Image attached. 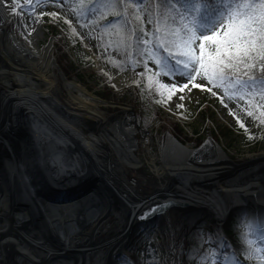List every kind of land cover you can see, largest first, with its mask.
Here are the masks:
<instances>
[{
  "label": "bare ground",
  "instance_id": "obj_1",
  "mask_svg": "<svg viewBox=\"0 0 264 264\" xmlns=\"http://www.w3.org/2000/svg\"><path fill=\"white\" fill-rule=\"evenodd\" d=\"M27 14L25 20L36 29L24 33L31 45L11 27L19 17L0 6V264H115L117 256L126 252L138 217L158 203L208 209L219 224L237 211L264 212L262 193H218L220 188L242 187L224 182L225 178L263 173L251 159L234 160L228 167L220 163L225 157L221 154L215 164L220 163L219 168L213 165L209 171L195 173L186 172L169 155L167 171L161 174L156 169L159 176L167 173L164 184L137 190L131 167L140 160L130 149L138 143L126 137L131 136V126L114 122V116L101 109L104 101L84 83L64 74L62 80L53 78L52 45L40 49L37 44L43 36V16L37 11ZM98 64L120 83L111 69L100 60ZM135 110L127 105L128 118L135 117ZM148 139L146 135V147ZM83 175L96 180V190L58 202L46 195L48 189L69 185ZM101 188L113 196L108 203ZM117 206L123 214L110 236L104 232V222L108 210ZM157 243L155 239L151 248L161 254L160 264L173 261ZM154 259L145 247L141 263L152 264Z\"/></svg>",
  "mask_w": 264,
  "mask_h": 264
},
{
  "label": "rangeland",
  "instance_id": "obj_2",
  "mask_svg": "<svg viewBox=\"0 0 264 264\" xmlns=\"http://www.w3.org/2000/svg\"><path fill=\"white\" fill-rule=\"evenodd\" d=\"M172 1L177 6H181L183 2V0ZM50 2L51 0H48L47 3L38 5L33 0L32 5L30 7L25 5L22 11L25 12L26 19L28 18L27 13L36 11L39 14L43 13V36L39 37L37 44L40 49L52 45L56 61V65L51 67L52 73H55L52 77L62 80L61 76L64 74L69 80L84 83L90 92L104 101L101 109L108 115L114 116V122L120 121L126 123V126L127 124L131 126L130 130L134 132V139L138 143V149H135L134 153L141 161L137 166L131 167L132 178L138 186L137 190L157 188L160 184H164V179L168 178L167 173L162 176L157 175L155 169L156 167L161 168V174L163 170L167 171L165 167L168 163L164 162L163 156L156 153V144L163 143V134L168 138L162 147L165 144L172 146L170 140L173 138L185 148L193 149L202 145L208 137L216 141L235 161L250 160L264 155V128L260 119V110L264 109V94L254 92L240 96L226 93L221 86H212L210 81H202L199 76H196L189 84V88L180 92L179 87L187 81L165 77L154 60L145 61V64L129 62L125 51L127 64L122 65L118 53L116 52L117 55H115L113 50L111 51L102 43L101 26L97 19H82L80 0H66V3L60 7L51 5ZM135 8H139L140 11L139 13L134 12V16L139 14L143 17V21L147 22L145 5H137ZM53 12L57 13L59 20L53 21L48 15ZM11 24H13L12 29L20 38L29 45L33 44L30 38H25L26 35L17 28V24L14 22ZM146 29H150V24L147 23ZM205 43L207 48V42ZM210 53L215 56V49ZM160 55L164 56V54ZM98 60L120 77V83L112 78L105 67L99 66ZM206 61L205 59V63ZM173 83L177 85L175 92L171 89ZM198 83L212 86V93L195 88L194 85ZM160 85H168V87L161 88ZM169 95L171 99H167ZM180 96H183V101L179 99ZM162 100L163 103L160 102ZM181 103H183V108H178L177 105ZM127 105L135 107V117L128 118L130 113L127 111ZM151 105L159 107L162 113L155 116L154 111H149L148 107ZM134 119H137V122H134ZM143 128L147 130V134L145 130L140 131ZM208 128L210 129L209 135L205 132ZM146 135L150 137L149 147L144 145ZM185 141L187 143H183ZM101 191L108 203V199L113 196L103 188ZM67 194H70V191L63 195ZM97 195L99 199L102 197L99 192ZM170 205L168 209L162 210L147 220L140 219L144 213L138 217L127 240L126 252L117 256L118 260L115 264H132V262L142 264L143 249L146 247V253L148 246L152 250L149 242L155 239L163 255L171 251L176 253L173 261L163 260L161 264H197V260L189 259L188 253L193 248L200 247L201 240L198 236L201 233L199 230H204L202 234L204 239L211 240L212 237L207 235L209 232L218 225L224 228L233 216L242 219L244 211L229 215L223 224H219L208 209L192 208L189 210V208H181L172 203ZM115 209L108 210L104 222L106 225L104 232L109 231L110 236H114L116 232L114 227L117 226L120 215L123 214L122 208L117 206ZM171 226H175L174 237L170 230ZM173 240L176 245L174 249L172 248ZM238 242H235L234 247L237 252L240 251ZM181 245L183 255L180 254ZM257 245L264 246V243L257 241ZM210 247V244L205 243L202 251Z\"/></svg>",
  "mask_w": 264,
  "mask_h": 264
},
{
  "label": "snow or ice",
  "instance_id": "obj_3",
  "mask_svg": "<svg viewBox=\"0 0 264 264\" xmlns=\"http://www.w3.org/2000/svg\"><path fill=\"white\" fill-rule=\"evenodd\" d=\"M47 2L48 0H35L38 5ZM32 3L33 0H0V6L5 11L12 16L19 17L16 26L23 30L22 34L30 35L31 31H36L25 20V14L22 11L25 5L30 7ZM52 3L60 7L66 3V0H52ZM118 3L126 11L127 3L125 0H118ZM136 3L145 5L148 24H153L154 21L159 22L153 11L149 10L146 5V0H136ZM161 3L165 9H171L175 12L171 19L174 24L179 26L170 29L167 32L170 38L157 46L166 55L161 56L159 52L152 53L151 49L147 48L150 43L147 39L139 40V44L144 46L140 51L155 61V64L159 66V71L165 77L180 78L187 81L179 87L180 92L189 88V84L196 76L201 77L202 81L215 82L220 80L224 76L225 68L237 73L243 70L245 79L237 80L240 89H246L256 83L255 78L250 76L249 72L257 68L264 71V0H258V2L256 0H183L180 8H177L172 0H161ZM110 6L115 8L116 3H112ZM133 11L139 13L140 10L134 8ZM48 15L53 21L59 20V16L55 12ZM114 15L123 18L124 14L114 13ZM135 18L141 21V35L148 36L149 33L143 27V17L137 14ZM129 26L131 27V25ZM27 35L25 36L26 39ZM205 42L215 45V56L208 52ZM206 57L209 63L219 65L215 74L209 71L208 65L205 63ZM257 60L260 61L259 64L256 63ZM160 87L167 88L168 85H160ZM194 87L212 93V86L198 83ZM217 87H219L218 84ZM171 89L172 92H175L177 85L173 83ZM167 99H171V95ZM179 99L183 101V96H180ZM160 102L163 103L164 101ZM177 107L183 108V103L178 104ZM170 206V204L158 203L149 207L140 219L147 220ZM242 217L234 226L239 230V252L228 240L223 226L218 225L207 234L212 237L211 240L204 239L202 235L204 230H199L201 233L198 236V239L201 240L200 247L193 248L188 253L189 259L197 260V264H245V262L264 264V246L257 245V241L264 243V212L245 209ZM170 230L174 237L175 226H171ZM152 243L154 241L149 242L150 248ZM205 243L210 244L211 247L202 251ZM175 246L173 240L172 248L174 249ZM180 254H184L182 245ZM169 255L175 256L176 253L171 251ZM152 256L155 257L152 264H159L161 259L159 251L152 249Z\"/></svg>",
  "mask_w": 264,
  "mask_h": 264
},
{
  "label": "trees",
  "instance_id": "obj_4",
  "mask_svg": "<svg viewBox=\"0 0 264 264\" xmlns=\"http://www.w3.org/2000/svg\"><path fill=\"white\" fill-rule=\"evenodd\" d=\"M81 1V17L82 19H97L98 23L101 26L100 35L102 43L110 48V50L118 53V58L122 65L127 64V58L125 51H127V57L129 62L133 63H144L148 62L150 59L148 56L143 55L140 49L144 48L143 45L139 44V40L147 39L149 40L148 49H151L152 53L159 52V54L166 55L161 49L157 46L169 39L167 32L175 27H178V24H174L171 17L175 15V12L171 9H165L162 6L161 0H146L149 10L153 11V14L156 16L158 23L156 21L153 24H150V29H146L148 23L143 21L144 29L149 33L148 36L144 37L141 35V21L136 19L134 16L133 9L138 5L136 0H125L127 3L126 11L119 5L118 0H80ZM173 2V1H172ZM258 2V0H256ZM116 3V7L112 8L110 5ZM174 3V2H173ZM159 6V7H158ZM180 8V6H177ZM114 13H123V18L114 15ZM178 19V18H177ZM128 20V21H127ZM128 24H127V23ZM131 25V27L129 26ZM110 46V47H109ZM207 49L210 53L211 50L215 49V45L207 43ZM114 60L117 58H113ZM207 60V57H206ZM257 64L260 63L259 60L256 61ZM209 71L215 74L219 65L215 63H209L206 61ZM249 75L255 78L256 83L246 89H240L237 85V80L245 79L243 75V70L240 72H234L231 69H224V76L215 82L210 81L212 86H221L226 93H231L235 95H245L249 93L257 92L259 94H264V71H261L259 68L253 69L249 72ZM149 111H154L155 116H159L162 113V110L154 105L148 107ZM260 119L261 124L264 128V109L260 110ZM147 122V118H146ZM207 135L210 134V129L205 131ZM238 216H233L231 220L224 225V232L231 242L233 247H235V242H238L239 230L234 226L237 224ZM201 235V234H200ZM238 245L239 242H238ZM237 251V250H236Z\"/></svg>",
  "mask_w": 264,
  "mask_h": 264
},
{
  "label": "water",
  "instance_id": "obj_5",
  "mask_svg": "<svg viewBox=\"0 0 264 264\" xmlns=\"http://www.w3.org/2000/svg\"><path fill=\"white\" fill-rule=\"evenodd\" d=\"M133 131L130 132V137L126 136L128 139L134 138ZM134 142V141H133ZM170 143L172 146L165 144L163 146V152L162 156L164 158V162L168 163L169 161H166V157L171 155L173 158L174 163L179 164V167H185V171L189 172H195L198 173L200 171H209L214 165L215 168H219L220 163H225L228 165V167L234 165V159H232L230 156H228L224 149L213 139L207 138L206 141L200 145L197 148H185L184 146L180 145L176 142L175 139H171ZM175 147V148H174ZM136 149V145L132 144V148L130 150ZM179 150V151H178ZM123 155L125 154L122 152ZM224 155L225 157L223 159H220V156ZM228 156H226V155ZM170 157V156H169ZM223 160L218 165L215 166L218 160ZM253 163H256L254 165H257V167L261 168L260 170L264 173V155L258 156L254 159H251ZM141 163V161H140ZM258 169L254 170L257 171ZM259 171V174L253 175L249 178L244 179H234L228 177L225 179H228L227 181H224L226 183L229 182V184L235 185L238 184L241 185V189H233L232 187H225L224 189L220 188L218 193L225 194L226 192L229 193H235V192H243V193H259L264 194V174ZM261 186V187H260ZM56 186H53V188ZM61 187V188H60ZM97 183L94 178H91L88 175L80 176L74 181H71L69 185L66 186H60L56 187L54 190L48 189V191H45L46 195L48 197H51L52 199H56V201L64 200V199H74L78 196H82L89 190H96ZM260 187V188H259ZM239 188V187H238ZM70 191V194H67L66 196L63 194H66ZM234 191V192H233ZM63 195V196H61ZM96 195V194H95Z\"/></svg>",
  "mask_w": 264,
  "mask_h": 264
},
{
  "label": "flooded vegetation",
  "instance_id": "obj_6",
  "mask_svg": "<svg viewBox=\"0 0 264 264\" xmlns=\"http://www.w3.org/2000/svg\"><path fill=\"white\" fill-rule=\"evenodd\" d=\"M140 131H142V129H141ZM166 138H167V136L163 134V136H162V141H163V143H164V141L166 140ZM163 143H162V144H159V143L156 144V146H157L156 153H157L158 155H160V156H162V152H163V147H162ZM183 143H187V142L185 141V142H183ZM136 149H138V147H137ZM162 165H163V164H162ZM157 168H158V167H156L155 169H157ZM162 168H163V167H162ZM160 169H161V168H160ZM165 169H166V168H165Z\"/></svg>",
  "mask_w": 264,
  "mask_h": 264
}]
</instances>
